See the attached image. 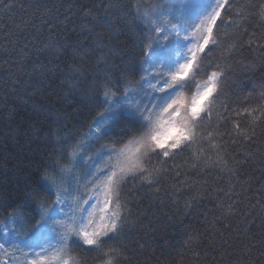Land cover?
Here are the masks:
<instances>
[{
    "label": "snow or ice",
    "instance_id": "1",
    "mask_svg": "<svg viewBox=\"0 0 264 264\" xmlns=\"http://www.w3.org/2000/svg\"><path fill=\"white\" fill-rule=\"evenodd\" d=\"M13 9L23 15L0 21V46L27 80L0 77V101L79 56L94 63L60 87L95 115L84 132L48 117V162L0 193V264H134L157 204L169 221L205 222L207 238L182 233L184 252L252 264L256 227L264 246V0H0V16ZM164 123L174 134L160 140Z\"/></svg>",
    "mask_w": 264,
    "mask_h": 264
},
{
    "label": "trees",
    "instance_id": "2",
    "mask_svg": "<svg viewBox=\"0 0 264 264\" xmlns=\"http://www.w3.org/2000/svg\"><path fill=\"white\" fill-rule=\"evenodd\" d=\"M81 2L87 4L89 0H81ZM22 15L23 13L19 9H13L10 16H0V21L14 26L20 21ZM69 38L74 40L75 36L69 34ZM4 40L5 37L0 36V41ZM18 56L19 53L11 48L5 51L4 47L0 46V77L7 78L8 73L12 72L20 79L27 80L24 71L19 68L18 64L13 67L11 63H4L18 59ZM73 59L76 61L75 65ZM92 63H94L92 59L81 63L79 56L71 57L70 55L66 61V66L45 79L43 87L39 90L26 92V85L21 84L18 97L10 96L7 105L0 101V173H3L0 175V186H2L0 193L5 189L9 192H12L13 189L22 192L26 189L29 175H38V167H42L48 162L45 156L48 149L45 145L49 142L44 139V134L51 124L48 117L59 115L67 117L70 122L79 120L83 124L79 130L81 132L87 131V121L95 115V112L88 113L82 108L80 98L68 93L67 89H62L60 85L62 83L61 77L66 80L72 75L74 66L84 69ZM25 70L31 72V65H26ZM0 87H4V85L0 83ZM2 95L3 93H0V96ZM25 99H27V103H24ZM41 108L44 111H38ZM252 174L259 176L261 173L256 171ZM147 206L148 200L145 199L139 210L145 211ZM162 208L166 210V206L157 204L149 211L152 231L146 235L141 233V235H145L147 245L136 253L134 264H232L236 260L238 252H232L231 256L228 252H224L222 259L221 250H213L208 246L205 247L198 259L193 253L184 252L179 243L182 233L191 225L207 238L205 222L202 218L194 219L183 216H178L169 221ZM148 222L145 221V223ZM233 223L238 222L233 221ZM260 223L261 221L257 219V225ZM259 233L260 228L256 227L254 229V235H256L254 243L257 244V247L249 258L252 264H261V261H264V256L260 254V249L264 246L259 243ZM233 244L237 245V242L233 240ZM173 245L175 248L172 247Z\"/></svg>",
    "mask_w": 264,
    "mask_h": 264
},
{
    "label": "clouds",
    "instance_id": "3",
    "mask_svg": "<svg viewBox=\"0 0 264 264\" xmlns=\"http://www.w3.org/2000/svg\"><path fill=\"white\" fill-rule=\"evenodd\" d=\"M173 130L172 128L167 124L164 123L160 128H159V133H158V138L160 140L165 139L166 137H168L169 135H173Z\"/></svg>",
    "mask_w": 264,
    "mask_h": 264
}]
</instances>
